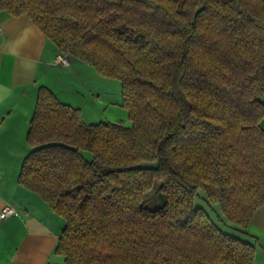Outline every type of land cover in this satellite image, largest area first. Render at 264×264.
I'll use <instances>...</instances> for the list:
<instances>
[{"label":"trees","instance_id":"1","mask_svg":"<svg viewBox=\"0 0 264 264\" xmlns=\"http://www.w3.org/2000/svg\"><path fill=\"white\" fill-rule=\"evenodd\" d=\"M0 11L119 80L131 121L86 123L38 88L18 182L64 218V264H252L241 235L264 205V0H0Z\"/></svg>","mask_w":264,"mask_h":264},{"label":"crops","instance_id":"2","mask_svg":"<svg viewBox=\"0 0 264 264\" xmlns=\"http://www.w3.org/2000/svg\"><path fill=\"white\" fill-rule=\"evenodd\" d=\"M57 55L67 64L56 62ZM88 66L60 52L25 14L0 11V211L5 205L14 209L0 217V264H64L56 252L64 218L20 185L18 174L30 151L26 134L40 86L79 108L83 121L105 114L104 82L96 85L99 75ZM245 231L241 236L255 247L252 264H264V205Z\"/></svg>","mask_w":264,"mask_h":264},{"label":"rangeland","instance_id":"3","mask_svg":"<svg viewBox=\"0 0 264 264\" xmlns=\"http://www.w3.org/2000/svg\"><path fill=\"white\" fill-rule=\"evenodd\" d=\"M90 67L91 73L96 72L92 66ZM98 74V73H97ZM92 75V74H91ZM99 75V74H98ZM98 80L95 83L96 85L99 84L100 87H102V83L105 87V95L104 100L106 101V111L105 114H102L100 111L99 117H94V119L86 118L84 119L85 122H105V121H115V120H121L125 125H130L131 121L129 120L127 116V111L125 108L121 106V83L117 79L113 78H105L102 76H98ZM94 84V85H95ZM262 100H264V96H262ZM86 158H90L91 154L88 152H83ZM198 191L202 192L201 189ZM195 206H201L213 219V221L225 232L229 234H239L237 230L234 229V227H239L236 224L229 222L224 218L222 215L218 204L216 203H207L206 201L195 197L194 200Z\"/></svg>","mask_w":264,"mask_h":264},{"label":"built area","instance_id":"4","mask_svg":"<svg viewBox=\"0 0 264 264\" xmlns=\"http://www.w3.org/2000/svg\"><path fill=\"white\" fill-rule=\"evenodd\" d=\"M55 60L58 63L64 64V65L67 64L66 57L63 55H57ZM13 212H14V209L12 206L5 205L0 211V217H4L5 215L13 213Z\"/></svg>","mask_w":264,"mask_h":264},{"label":"water","instance_id":"5","mask_svg":"<svg viewBox=\"0 0 264 264\" xmlns=\"http://www.w3.org/2000/svg\"><path fill=\"white\" fill-rule=\"evenodd\" d=\"M158 162L155 161H142L132 166L134 169H156Z\"/></svg>","mask_w":264,"mask_h":264}]
</instances>
